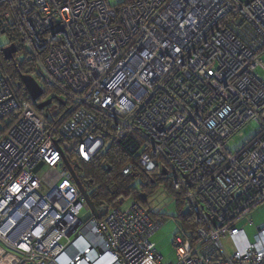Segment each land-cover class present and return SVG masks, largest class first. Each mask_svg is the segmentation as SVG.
Wrapping results in <instances>:
<instances>
[{"label": "built area", "instance_id": "2783aa9c", "mask_svg": "<svg viewBox=\"0 0 264 264\" xmlns=\"http://www.w3.org/2000/svg\"><path fill=\"white\" fill-rule=\"evenodd\" d=\"M3 6V24L22 30L71 106L60 117L49 105L39 114L41 99L19 96L0 59V120L15 117L0 138V264H264V224L252 241L242 226L264 205V80L256 73L264 70V0ZM253 122L257 136L230 151L229 139ZM114 144L137 153L143 169L169 166L183 193L194 228H179L174 262L151 239L164 219L139 202L95 204L106 213L82 220L90 209L82 214L87 203L64 158L78 164L86 189L80 163ZM133 171L130 163L122 174Z\"/></svg>", "mask_w": 264, "mask_h": 264}, {"label": "trees", "instance_id": "16d2710c", "mask_svg": "<svg viewBox=\"0 0 264 264\" xmlns=\"http://www.w3.org/2000/svg\"><path fill=\"white\" fill-rule=\"evenodd\" d=\"M4 9V6L0 7V36L6 35L10 44H15L18 51L12 59H6L0 49V59L4 62L5 72L11 75L17 93L25 100L32 102L22 81L23 75H30L43 87L44 95L40 102L49 100L47 97L53 95L50 98L52 99V103L49 105L52 106V115L59 117L60 115H66V110L71 106L70 94L63 84L53 83L47 80L38 66L37 54L32 49L33 44L31 41L24 40L22 30L15 24H3L2 14ZM21 52H26V58L23 61L18 59V54ZM34 105L37 109L38 105ZM37 111L39 114L45 115L44 109H37ZM14 119L15 117L12 115L0 120V138L8 130ZM131 154L132 152H128L120 147L119 144H114L106 154L97 158L95 161L80 163L84 168L83 171L88 184L93 182L94 191L91 197L94 203L97 206L109 203L112 209H121V199L125 200L128 198L132 199V203L136 201L141 203L145 208H148V197L150 195L153 196L158 188L164 185L165 189L174 197L176 202L178 216L174 219L177 221L178 229L184 227L185 230H191L194 228L193 220L188 219L191 212L189 211L186 215L181 214L185 206L181 195L183 193L175 192L172 177L170 175H164V172L166 169H169V166L160 164V168L156 167L151 170L143 169L137 163V153L134 155ZM130 163L134 164V171L129 175H123L122 170ZM163 167H166V169L164 170ZM138 179L143 180L142 186L139 188L135 185ZM149 190H154V193L147 194L146 192ZM113 202L115 205H112ZM152 214L154 213L152 212ZM154 216H159L164 219L163 214H154Z\"/></svg>", "mask_w": 264, "mask_h": 264}, {"label": "rangeland", "instance_id": "374dc122", "mask_svg": "<svg viewBox=\"0 0 264 264\" xmlns=\"http://www.w3.org/2000/svg\"><path fill=\"white\" fill-rule=\"evenodd\" d=\"M123 0H111L112 4L117 2H122ZM18 59L20 61L25 60L26 52H21L18 54ZM264 62V54L262 56ZM256 73L259 77L264 80V70L259 67L256 70ZM53 95H49L47 99H50ZM46 101V100H44ZM43 101V102H44ZM42 102V101H41ZM259 125L255 122L246 124L243 128H241L237 133H235L228 141V148L232 152H236V150L242 148L244 145L252 141L258 134ZM142 179H138V182H135V185L142 186ZM147 194H153L154 190H149L146 192ZM136 202V201H133ZM149 209L154 214H163L164 223L159 227V229L152 236V241L157 246V250L160 254L164 256V261L166 263L174 262L177 258L176 251L174 247V241L177 235H180V229H178L177 221L174 219L178 216V212L176 209V202L174 197L168 193L165 189V186L162 185L158 188L157 192L154 193L153 196L148 197ZM132 203V199H127L121 207L124 209ZM85 209L82 214H85L88 210L87 204L84 205ZM189 212V206H184L181 211L182 215H186ZM250 219L253 221L252 225L249 224L248 220L243 222L242 226H244L248 239L252 241L255 235L258 232V227L264 224V205L258 207L254 210ZM224 244L227 250L228 255H232L236 249L235 240L228 237L224 240Z\"/></svg>", "mask_w": 264, "mask_h": 264}, {"label": "water", "instance_id": "95a60500", "mask_svg": "<svg viewBox=\"0 0 264 264\" xmlns=\"http://www.w3.org/2000/svg\"><path fill=\"white\" fill-rule=\"evenodd\" d=\"M0 49L2 50V52H3V54H4L6 59H12L14 57V55L17 53V51H18L17 47L15 46V44H11L10 46L6 47L1 42V40H0ZM22 81H23V84H24L27 92L30 95V98L34 102H38L44 95L43 88L41 87L39 82L34 77H32L30 75H23L22 76ZM51 103H52V99L44 101V102H42L41 104L38 105V109L39 110H43L44 108H46ZM64 162L66 163V165L71 170V172H72V174H73V176L75 178L77 187H78L79 191L82 193V195L84 196V198L86 200V203H87V205H88V207L90 209V211L87 212L82 217V220L83 221H87L92 216L93 217H97L99 215V213L104 215L106 213V208L105 207H101L99 210L96 208L92 197L87 192L85 187L82 185L78 175L76 174L74 169L78 166V164H75L74 168H73L66 158H64ZM167 174H168V172L165 171L164 175H167Z\"/></svg>", "mask_w": 264, "mask_h": 264}, {"label": "flooded vegetation", "instance_id": "af4514ba", "mask_svg": "<svg viewBox=\"0 0 264 264\" xmlns=\"http://www.w3.org/2000/svg\"><path fill=\"white\" fill-rule=\"evenodd\" d=\"M84 168L82 167V165H79V175L81 176L82 179H86L85 177V174H84ZM85 182V181H84ZM86 183V189H87V192L92 195L93 191H94V188H93V182H91L90 184H88V182H85ZM128 198H126L125 200L121 199V205L127 200ZM112 205H115V203L113 202ZM111 207V206H110ZM122 208V207H121Z\"/></svg>", "mask_w": 264, "mask_h": 264}, {"label": "crops", "instance_id": "0c3cea01", "mask_svg": "<svg viewBox=\"0 0 264 264\" xmlns=\"http://www.w3.org/2000/svg\"><path fill=\"white\" fill-rule=\"evenodd\" d=\"M154 235V234H153ZM151 239H152V237H151ZM156 248H157V246H156Z\"/></svg>", "mask_w": 264, "mask_h": 264}]
</instances>
